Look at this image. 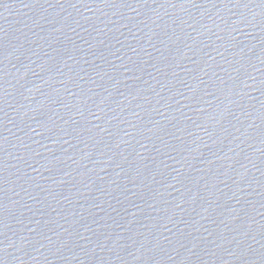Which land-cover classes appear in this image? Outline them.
<instances>
[{"label":"water","instance_id":"95a60500","mask_svg":"<svg viewBox=\"0 0 264 264\" xmlns=\"http://www.w3.org/2000/svg\"><path fill=\"white\" fill-rule=\"evenodd\" d=\"M0 264H264V0H0Z\"/></svg>","mask_w":264,"mask_h":264}]
</instances>
